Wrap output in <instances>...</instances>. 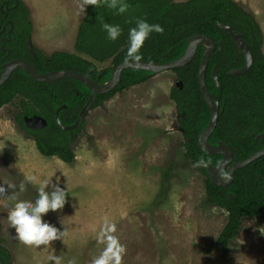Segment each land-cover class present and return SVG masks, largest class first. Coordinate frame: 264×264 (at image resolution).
I'll return each mask as SVG.
<instances>
[{"label":"rangeland","instance_id":"rangeland-1","mask_svg":"<svg viewBox=\"0 0 264 264\" xmlns=\"http://www.w3.org/2000/svg\"><path fill=\"white\" fill-rule=\"evenodd\" d=\"M22 1L32 22V45L47 56L73 52L84 16L78 0ZM234 1L260 24L264 52V0ZM175 81L170 70L156 73L91 108L70 164L37 151L15 121L17 99L0 107V238L13 264H49L50 255L61 257V264L72 258L92 264L106 247V234L124 247L120 264H264V218H243L225 250L216 243L227 213L206 202L205 176L183 156L168 94ZM45 177V192L66 189V202L42 219L65 235L37 248L18 239L7 216L17 202L35 203ZM105 222L115 232L107 233Z\"/></svg>","mask_w":264,"mask_h":264},{"label":"trees","instance_id":"trees-1","mask_svg":"<svg viewBox=\"0 0 264 264\" xmlns=\"http://www.w3.org/2000/svg\"><path fill=\"white\" fill-rule=\"evenodd\" d=\"M128 4L124 14L108 8L104 3L87 6L86 15L77 28L73 52L54 51L47 56L33 46L34 57L26 45L32 34L28 8L22 0H0V30L3 27L4 32L11 29L5 40L1 39L4 32L0 34V47L3 45L9 51L7 59H25L40 74L73 70L101 84L111 78L112 69L117 64L126 61L129 29L136 26L137 20L162 28L159 33L153 31L140 48L141 60L145 61L164 63L173 60L184 53L191 36L207 35L216 43L222 42L221 48L210 55L204 74L209 93L218 99L217 122L208 136V143L213 146L219 142L227 145L232 153L231 164L263 148L264 52L261 50V30L253 15L234 0H136ZM217 22L241 34L249 46L252 62L244 73H228L244 65V56L231 37L216 26ZM102 23L119 25L120 36L115 41L109 40L101 28ZM203 52V46L199 45L188 64L172 70L182 87L178 88L174 82L168 94L177 112L178 131L184 139L183 156L205 176L206 202L227 213L226 222L216 237V243L225 250L237 236L243 218H264V155L237 169L227 185H214L210 181L206 166L209 163L217 165L221 156L204 152L197 141L210 120V111L200 94L197 79ZM1 56L3 52L0 50ZM104 62H109V65L98 69L97 63ZM214 68H217L216 82L212 76ZM101 72L103 75L97 77ZM153 75V72L141 69L123 70L118 84L106 93L96 94L91 108L102 106L116 93L141 84ZM90 95V89L76 79L38 82L23 69H17L0 85V107L17 99L15 121L32 137L37 151L43 156H56L70 164L75 159V138L85 121L73 130H62L54 114L59 108L60 123H74ZM33 115L42 117L46 125L37 130L27 128L24 117ZM200 161L204 169H201ZM225 174L226 169L220 173L221 177ZM0 258L3 264H13L1 238Z\"/></svg>","mask_w":264,"mask_h":264},{"label":"water","instance_id":"water-1","mask_svg":"<svg viewBox=\"0 0 264 264\" xmlns=\"http://www.w3.org/2000/svg\"><path fill=\"white\" fill-rule=\"evenodd\" d=\"M216 26L224 30L231 37V39L233 40L239 51L244 56V65L239 69H231L228 71V73L229 74L244 73L249 68L252 62L249 46L243 40L242 35L236 33L230 26L220 24L218 22L216 23ZM204 42L207 44L208 47L207 48L205 46L203 47L204 52L198 67L197 79H198L200 94L204 102L206 103L207 109L210 111V120L207 126L204 128V130L198 135L197 141L200 149L203 150L204 152L209 153L211 155L221 156V161L217 165L213 166L212 163H209L206 166V172L212 184L227 185L232 181L234 172L237 169L244 167L245 165L251 163L252 161L264 155V147L258 150L257 152L251 154L247 158L231 164L232 153L227 145H225L222 142H219L217 146H213L208 143L207 140L208 136L214 129L217 122L218 99L209 93L207 85L204 81V74L206 67L208 65L210 55L215 49L221 48L222 46L221 41L216 43L213 38L203 34L193 35L188 39L187 47L181 56L164 63L141 60L137 65L136 63H131V62L126 63V61L121 62L112 69L111 78L107 82L101 84H98L91 78L87 77L86 75L73 70L51 71L45 74H40L39 72L36 71L35 67L30 62L25 61L23 59H12L3 64V70L0 73V85H2L6 81V79L9 77V75L13 70H17V69H23L29 74V76L32 79L38 82H51L61 78H72L81 82L90 89L91 95L89 96L83 107L80 109L77 115V119L74 121V123L70 125L61 124L58 119L59 108L55 111L54 114L56 123L59 125L60 129L73 130L83 122L88 111L92 107L96 94H102L112 90L118 84L123 70L128 68L141 69V70L153 72L154 74L168 70L172 71L173 69L180 68L188 64L195 55L197 47L199 45L203 46ZM27 49L32 55H35L31 39H28L27 41ZM216 73H217V68H214L212 76L215 82H216ZM102 75L103 72L99 73L97 77H101ZM175 85L178 88L182 87L180 80H176ZM62 107L64 106H61L60 108ZM24 123L27 128L32 130L41 129L46 125V121L42 117L37 115H33L31 117H24ZM200 164H201V169H204V164L201 161ZM224 169L227 170V174L225 177H221L220 173ZM230 197L233 198V195H230ZM0 264H3L1 258H0Z\"/></svg>","mask_w":264,"mask_h":264},{"label":"clouds","instance_id":"clouds-1","mask_svg":"<svg viewBox=\"0 0 264 264\" xmlns=\"http://www.w3.org/2000/svg\"><path fill=\"white\" fill-rule=\"evenodd\" d=\"M98 3H104L108 8L115 9L119 14H124L129 7L128 0H78V10L81 16L86 15L87 6H97ZM101 28L106 32L109 40L115 41L121 34L119 25L102 23ZM161 32L162 28L159 25H150L144 20H137L136 26L129 29V49L126 57V63H136L141 61L142 57L139 50L144 41L153 32ZM226 175V174H225ZM29 182H36L35 176L26 178ZM60 177H57L59 181ZM50 183V178L45 177L39 181V197L35 203L17 202L14 207L8 211L7 219L9 224L14 228L18 239L25 245L39 247L44 245L49 246L50 242L59 239L65 235L64 232L43 221L42 217L50 210L57 211L62 209L66 202V189H61L59 186L51 193L45 192V187ZM23 187V185H21ZM2 191V189H0ZM107 233L115 232L114 224H107ZM106 247L99 257L95 258L92 264H120L121 255L124 253V247L119 244L114 235H107ZM61 257L50 255L48 260L53 264H61ZM67 264H77L75 258L69 259Z\"/></svg>","mask_w":264,"mask_h":264},{"label":"flooded vegetation","instance_id":"flooded-vegetation-1","mask_svg":"<svg viewBox=\"0 0 264 264\" xmlns=\"http://www.w3.org/2000/svg\"><path fill=\"white\" fill-rule=\"evenodd\" d=\"M10 30L11 29H8V31H5L4 32V27L0 30V34H3V32H4V37H2L1 39L3 40H5V39H7L6 38V36H8V33L10 32ZM26 45H27V43H26ZM0 50L3 52V56H1L0 57V68H1V70H0V73L2 72V70H3V64L4 63H6V62H8L9 60H12L11 58H6L8 55H9V51L7 50V49H5L4 47H3V45L0 47ZM35 52V51H34ZM30 53V52H29ZM31 54V53H30ZM32 55V54H31ZM32 56H34V57H36L35 55H32ZM17 59V58H16ZM18 59H21V58H18ZM23 60H25V59H23ZM25 61H27V60H25ZM29 62V61H28ZM13 71H15V70H13ZM12 71V72H13ZM11 72V73H12ZM11 75V74H10ZM10 75H9V77H10ZM150 79V78H149ZM225 170V169H224Z\"/></svg>","mask_w":264,"mask_h":264},{"label":"crops","instance_id":"crops-1","mask_svg":"<svg viewBox=\"0 0 264 264\" xmlns=\"http://www.w3.org/2000/svg\"><path fill=\"white\" fill-rule=\"evenodd\" d=\"M254 17V16H253ZM254 19L256 20V22L258 23V21H257V19L254 17ZM258 25H259V27H260V30H261V26H260V24L258 23ZM2 224V222H1V220H0V225ZM2 226V225H1ZM0 226V227H1ZM0 231H1V228H0ZM6 247V246H5ZM8 249V248H7ZM10 252V251H9Z\"/></svg>","mask_w":264,"mask_h":264},{"label":"bare ground","instance_id":"bare-ground-1","mask_svg":"<svg viewBox=\"0 0 264 264\" xmlns=\"http://www.w3.org/2000/svg\"><path fill=\"white\" fill-rule=\"evenodd\" d=\"M204 46L207 48L208 46H207V44L204 42Z\"/></svg>","mask_w":264,"mask_h":264}]
</instances>
